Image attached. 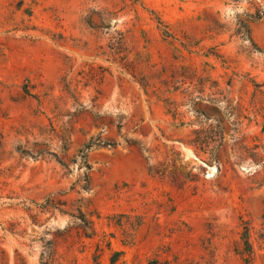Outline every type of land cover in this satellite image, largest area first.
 <instances>
[{"label":"rangeland","instance_id":"374dc122","mask_svg":"<svg viewBox=\"0 0 264 264\" xmlns=\"http://www.w3.org/2000/svg\"><path fill=\"white\" fill-rule=\"evenodd\" d=\"M151 259L264 264V0H0V264Z\"/></svg>","mask_w":264,"mask_h":264},{"label":"trees","instance_id":"16d2710c","mask_svg":"<svg viewBox=\"0 0 264 264\" xmlns=\"http://www.w3.org/2000/svg\"><path fill=\"white\" fill-rule=\"evenodd\" d=\"M105 144L112 145V143H109V142H105ZM88 146H89V144H87V147ZM147 264H160V263L157 259H151Z\"/></svg>","mask_w":264,"mask_h":264}]
</instances>
